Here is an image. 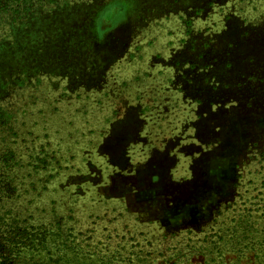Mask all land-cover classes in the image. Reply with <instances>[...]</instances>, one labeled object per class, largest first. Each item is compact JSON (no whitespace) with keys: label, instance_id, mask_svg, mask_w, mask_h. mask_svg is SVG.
<instances>
[{"label":"rangeland","instance_id":"374dc122","mask_svg":"<svg viewBox=\"0 0 264 264\" xmlns=\"http://www.w3.org/2000/svg\"><path fill=\"white\" fill-rule=\"evenodd\" d=\"M19 15L0 29V129L35 167L5 193L116 264L131 249L264 264V0H31ZM154 169L169 173L151 200Z\"/></svg>","mask_w":264,"mask_h":264},{"label":"trees","instance_id":"16d2710c","mask_svg":"<svg viewBox=\"0 0 264 264\" xmlns=\"http://www.w3.org/2000/svg\"><path fill=\"white\" fill-rule=\"evenodd\" d=\"M20 5L23 8H20ZM31 0H0V29L14 30L17 24L28 23V17L23 19L19 11H28ZM113 9L106 10L103 14L106 19L113 16ZM10 129H0L3 147L0 148L1 168L0 175V264H116L113 254L106 255L102 251L87 249L82 246L80 233L70 232L65 235L59 226L51 231L52 225L43 222L35 217L29 208L18 200L19 195L5 193L2 188L4 182L13 183L16 181V170L13 168H24L26 165L33 166L29 160L21 158L16 160L15 156L20 155L16 146L10 147L9 139H12ZM9 134V135H8ZM34 151V150H33ZM10 153L15 154L10 157ZM46 164L45 160H41ZM14 186V185H13ZM2 189V190H1ZM30 194V189L25 190ZM72 211V210H71ZM64 214V213H62ZM63 216V215H61ZM62 218V217H61ZM58 224V221L56 222ZM55 223V224H56ZM73 229V228H71ZM90 237V236H89ZM124 247V246H123ZM125 258L120 259L127 264H146L148 259L144 257V251L130 250ZM120 255V253H119Z\"/></svg>","mask_w":264,"mask_h":264},{"label":"crops","instance_id":"0c3cea01","mask_svg":"<svg viewBox=\"0 0 264 264\" xmlns=\"http://www.w3.org/2000/svg\"><path fill=\"white\" fill-rule=\"evenodd\" d=\"M205 165H207V163H205V162H203L202 163V167L203 168H206L205 167ZM150 166H151V164H150ZM152 168H154L153 166H152ZM167 173H169L167 170H164V171H156L155 169H154V173H152V176H151V178H152V180L150 181V183H149V186H148V192L150 193V194H148V195H146V198H148V199H156L157 197L158 198H164V195L163 194H159L157 191H156V189L155 188H160V186L163 184V182L166 180L164 177H163V175L164 176H167ZM169 185V184H168ZM141 187H142V185H141ZM158 200V199H157ZM125 201H126V205L130 208V209H134V210H139V208H138V203H136L137 201H136V199H131V200H129V199H125ZM140 203H141V209L142 210H147V209H149L150 210V208L151 207H149V206H147V203L148 204H151V201H144V198H140Z\"/></svg>","mask_w":264,"mask_h":264}]
</instances>
